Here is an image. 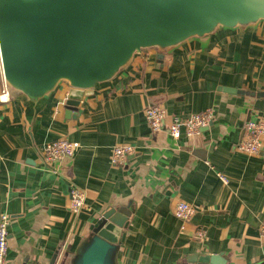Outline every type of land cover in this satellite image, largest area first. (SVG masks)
I'll list each match as a JSON object with an SVG mask.
<instances>
[{
	"label": "crops",
	"instance_id": "crops-1",
	"mask_svg": "<svg viewBox=\"0 0 264 264\" xmlns=\"http://www.w3.org/2000/svg\"><path fill=\"white\" fill-rule=\"evenodd\" d=\"M68 90L62 82L37 104L18 92L6 98L0 57V216H10L8 264H71L112 207L130 213L121 264H188L197 253L264 264V139L259 155L236 150L246 122L264 116V21L220 28L164 53H137L115 78L87 91L72 115L64 105ZM152 104L165 107L166 125L208 108L214 118L189 139L166 128L155 134L145 117ZM61 137L80 147L73 158L46 164L45 145ZM117 144L136 150L122 167L111 163ZM73 185L86 194L79 216L69 208ZM179 201L197 210L184 229L174 215ZM199 226L207 231L202 242L193 238Z\"/></svg>",
	"mask_w": 264,
	"mask_h": 264
},
{
	"label": "water",
	"instance_id": "water-1",
	"mask_svg": "<svg viewBox=\"0 0 264 264\" xmlns=\"http://www.w3.org/2000/svg\"><path fill=\"white\" fill-rule=\"evenodd\" d=\"M260 21L264 0H0L6 98L18 92L37 104L65 82L64 105L72 115L87 91L115 78L137 53H164L220 28ZM129 215L107 210L71 264H121ZM224 255L197 253L188 264H227Z\"/></svg>",
	"mask_w": 264,
	"mask_h": 264
},
{
	"label": "built area",
	"instance_id": "built-area-1",
	"mask_svg": "<svg viewBox=\"0 0 264 264\" xmlns=\"http://www.w3.org/2000/svg\"><path fill=\"white\" fill-rule=\"evenodd\" d=\"M7 92V89H6ZM5 92V93H6ZM145 117L150 130L153 133H159L166 128V131L174 138H179L184 132L186 137L192 138L200 134L203 128L211 125L214 112L208 108L201 112L191 114L186 118L172 116L170 123L166 125L167 111L163 105H149L145 111ZM264 139V116H256L249 119L245 126L243 137L236 145V150L246 155H259L263 147ZM80 147L78 142L71 141L61 137L48 142L43 150V160L46 164H52L66 158H73L76 150ZM136 152L132 144H117L111 150V163L114 167H122L126 164L127 159ZM218 177L228 184V178L218 173ZM86 206V194L78 187L73 185L70 190L69 208L73 215L79 216ZM196 208L191 203L179 201L175 205L174 215L181 221L182 229L185 224L191 222L196 214ZM10 216L2 214L0 216V264H8L7 253L9 248V231ZM260 232L264 236V224L260 227ZM207 237V231L204 227H196L193 238L197 241H204ZM29 264H39L30 262Z\"/></svg>",
	"mask_w": 264,
	"mask_h": 264
}]
</instances>
